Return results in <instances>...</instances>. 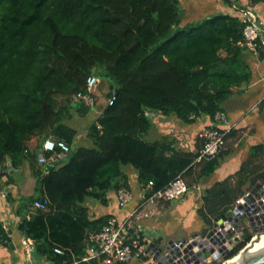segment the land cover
Segmentation results:
<instances>
[{
	"label": "trees",
	"instance_id": "trees-1",
	"mask_svg": "<svg viewBox=\"0 0 264 264\" xmlns=\"http://www.w3.org/2000/svg\"><path fill=\"white\" fill-rule=\"evenodd\" d=\"M184 1L0 0V176H11L8 163L15 170L27 162L35 179L33 195L9 203L25 222L37 263L101 264L82 259L89 255L91 235L112 216L91 219L85 203L106 206L109 192H130L126 168L135 171L141 190L152 183L144 202L179 176L189 187L203 183L228 154L222 150L195 163L200 137L192 151L178 148L170 136L146 139L154 117L145 112L174 116L185 125L201 116L214 120L233 88L252 78L240 20L215 9L186 20ZM222 1L230 9L239 4ZM263 51L259 46L261 59ZM90 76L118 91L115 97L108 94L98 115L81 101L72 106V96L87 93ZM74 114H91L83 140L91 146L74 148L82 141L70 124ZM49 135L63 139L70 152L60 163L43 166L37 157ZM33 137L38 145L30 150ZM263 156L264 143L253 145L237 171L202 189L196 213L205 229L264 182ZM45 196L47 211L32 208ZM0 245L13 250L2 223ZM244 246L236 244L228 258ZM56 247L63 253L56 254Z\"/></svg>",
	"mask_w": 264,
	"mask_h": 264
},
{
	"label": "crops",
	"instance_id": "crops-1",
	"mask_svg": "<svg viewBox=\"0 0 264 264\" xmlns=\"http://www.w3.org/2000/svg\"><path fill=\"white\" fill-rule=\"evenodd\" d=\"M191 1L193 3L188 8L186 5H183L186 20L191 19L194 12L197 14L210 12V10H212L211 7L216 5L215 0ZM216 1L220 3L217 4L216 9L232 15L230 6H225L222 0ZM238 3L240 2L238 1ZM241 4L253 8L252 10L256 13L260 26L264 28V2L251 5L250 0H243ZM191 9L192 12L189 11ZM247 61L252 71L250 82L240 87L233 88V94L223 103V112L218 113L214 120L209 119L207 116H201L194 124L185 125L174 116L156 114L153 118L154 126L146 135L148 141H154L163 136L173 137L176 139V146L178 148L192 151L194 150L196 138H201L203 130L208 128V126H213V128H230L231 135L227 139L228 144L233 139H235L236 143L230 149L229 147L225 148L224 151H227L228 154L225 156L221 166L215 174L205 179L203 183L199 185L190 186L189 193L183 200L164 202V217L154 219L152 217L153 214L149 216L150 213L148 211L152 209L150 206L156 201H142L143 193L138 185L137 175L132 169L126 168L125 171L129 176V185L131 187V202L124 208L119 207L117 194L115 192L108 193V203L106 206L89 199L86 201L85 205L89 208L91 219L103 215H111L117 220L122 221L131 213H135L134 218L138 221L136 226L134 224L132 231L139 238L142 235L144 245L153 243L159 246L168 240L179 242L185 238H190L193 233L199 232L195 230H189L188 232L184 229L183 220L187 213L188 200L193 202V204L190 205H193L192 208H194V213L200 206V201L195 202L194 197L190 194L191 188L196 189L199 193L202 186L204 188L208 187L233 174L247 158L250 148L253 145L264 143V57L261 59L258 55L250 54L247 57ZM101 109L102 108H100V110ZM100 110L99 112L95 111L98 112L96 113L97 115L100 114ZM219 115L224 116L225 122L217 121V116ZM82 135L83 133L80 134L79 138H81ZM84 143L85 142L82 140L80 144ZM184 144L186 148H184ZM36 145H38L37 137H33L27 142V146L30 150ZM8 169L9 175L11 176H0V223L3 224L13 244V250H9L0 245V264H40L33 259V242L30 239H26L24 233L18 229L21 222L19 217L14 213L16 204L13 206L9 203V198L18 200L22 196L33 195L35 193V179L31 174L27 162L15 170L11 169L8 163ZM198 188L200 189L198 190ZM141 207L142 209L139 210ZM119 208L122 209L120 210ZM142 217L149 219H143ZM202 227L205 228L204 225ZM142 257L143 256L135 257L127 264H145L149 260V258L146 257L147 260L145 261ZM42 264L48 263L43 262Z\"/></svg>",
	"mask_w": 264,
	"mask_h": 264
},
{
	"label": "built area",
	"instance_id": "built-area-1",
	"mask_svg": "<svg viewBox=\"0 0 264 264\" xmlns=\"http://www.w3.org/2000/svg\"><path fill=\"white\" fill-rule=\"evenodd\" d=\"M232 15L237 17L243 24V38L244 45L248 52L253 55H257L258 47L264 48V28L260 26L258 17L253 10L239 7L236 4H232ZM99 81L95 76H90L87 80V93H77L72 96L74 103L81 101L86 106L92 105L95 102L92 96L95 87ZM109 104H112V99L109 100ZM148 117H154V113L145 112ZM217 121L225 122L224 116H217ZM230 128H205L201 134L203 145L199 151V155L195 163H200L203 160H208L217 156L225 147L227 141V135H229ZM70 152L69 145L63 140L49 135L42 144V150L38 154V162L41 165H54L64 160ZM152 183L150 182L146 187H143L141 192L144 193L150 189ZM189 186L184 178L177 177L163 190L155 192L148 201H164V202H176L182 200L189 193ZM200 188H198L199 190ZM248 195L246 192L240 197L234 204L236 208L240 204V200ZM117 199L120 207H125L132 200V194L128 191L119 190L117 193ZM264 205V197L260 199ZM49 199L45 196L42 199H37L33 202L32 208L40 211H47L49 205ZM249 206H246L248 209ZM135 213H131L122 221L117 220L115 217H109L105 225L100 231L91 235V245L89 248V255L85 256L82 261L87 262L91 259H97L101 264H127L131 262L135 257L143 256L148 257L149 260L152 254L147 255L145 253L148 245L140 244V238L133 232L130 233L134 226L131 219L134 218ZM228 222H224L226 225ZM263 225V223H262ZM238 235V234H236ZM255 235V234H253ZM198 236L187 239V243L193 241ZM241 243V242H239ZM233 247L226 243V247L231 250ZM245 242V246H246ZM225 245V244H224ZM244 246V247H245ZM244 247L242 249H244ZM135 249V250H134ZM242 249L233 257H236ZM56 254H62L63 250L59 247L54 249ZM228 258V257H227Z\"/></svg>",
	"mask_w": 264,
	"mask_h": 264
},
{
	"label": "water",
	"instance_id": "water-1",
	"mask_svg": "<svg viewBox=\"0 0 264 264\" xmlns=\"http://www.w3.org/2000/svg\"><path fill=\"white\" fill-rule=\"evenodd\" d=\"M117 92L113 85L109 86L110 96L115 97ZM72 106L75 107L76 103ZM262 197L264 182L260 181L248 191V195L240 200L236 208L217 215L204 236H198L189 243L185 238L179 242L168 240L159 246L149 244L145 253L152 254V257L145 264H225L234 259L235 257L227 258L230 250L223 244L227 243L232 247L235 243L246 242V246L238 254L240 255L253 243L254 238L259 240L264 234V205L260 201ZM246 206L249 208L246 209ZM224 222L228 223L225 225ZM18 229L24 233V221L19 224ZM24 236L26 238L25 233ZM234 264H264V248Z\"/></svg>",
	"mask_w": 264,
	"mask_h": 264
},
{
	"label": "rangeland",
	"instance_id": "rangeland-1",
	"mask_svg": "<svg viewBox=\"0 0 264 264\" xmlns=\"http://www.w3.org/2000/svg\"><path fill=\"white\" fill-rule=\"evenodd\" d=\"M232 1H234V2H240V3H242V1L243 0H232ZM190 3V4H189ZM192 1L191 0H185L184 1V4L186 5V7L188 8L189 6H191L192 5ZM215 3H216V5H213V7H211V9L212 10H214L215 12L217 11H220V10H218V9H216V6H217V4H220L218 1H216L215 0ZM239 3V4H240ZM239 4H237L239 7H242V6H240ZM190 12H192V9L191 10H189ZM200 17V16H199ZM192 18V17H191ZM198 18V17H197ZM93 93H94V99H95V102H94V104L92 105V109L94 110V111H98L99 112V110H100V108H102L105 104H106V102L108 103V94H109V85H108V82L106 81V80H100L99 79V83H98V85L95 87V89H94V91H93ZM84 106L85 107H89L90 105H88V106H86L85 104H84ZM89 108H91V107H89ZM101 111V110H100ZM98 112H96V113H98ZM91 116V114H88L86 117H83V116H79V115H73V119L70 121V124H72V125H74L75 127H77L79 130H80V132L81 133H83V135L81 136V140H84L85 139V137H86V132L84 131V128L85 127H87L88 125H89V117ZM84 138V139H83ZM236 143V141H235V139H233L232 141H230L229 142V144H228V140H227V142H226V145H225V147H224V149L223 150H225V148H227V147H229V149L230 148H232L233 146H234V144ZM84 144H87L86 146H91V142H90V140H87ZM79 145H82V144H80V142L79 141H76V143L74 144V148H76V147H78ZM184 148H186V145L184 144ZM264 159V156L263 157H261V160H263ZM188 181L189 180H191V179H187ZM132 181H133V179H132ZM192 186H195V184L194 185H192ZM191 186V187H192ZM204 187L202 186L201 187V190L199 191V193H198V191L196 190V189H193V188H191V191H190V194L194 197V201L195 202H197V201H200V196H201V193H202V189H203ZM198 196V197H197ZM191 199V198H190ZM183 200V199H182ZM190 204H193V202L191 201V200H188V202H187V213L185 214L186 216L184 217V220H183V223H184V229L186 230V231H188L189 232V230H195V231H199L198 233H193L192 235H191V237H194L195 235H198V236H200V237H202L201 235H202V232L204 231V230H209L208 228L207 229H205V228H203L202 226V220H200L199 219V217H198V215H197V213H196V211H195V213H194V208H192V206L190 205ZM124 208V207H123ZM150 208H152L150 211H148L150 214H149V216L151 215V214H153V218L154 219H159V217L160 218H162V217H164V208H165V204H164V201H156L154 204H152V206H150ZM120 210L122 209V208H119ZM142 209V207L139 209V210H141ZM147 212V213H148ZM143 219H149V218H144V217H142ZM137 219L135 220V218H132L131 219V222L133 223V226H134V224H135V226L137 225ZM203 228V229H202ZM206 231V232H207ZM148 236H149V234H148ZM190 237V238H191ZM189 239V238H188ZM233 247V246H232Z\"/></svg>",
	"mask_w": 264,
	"mask_h": 264
},
{
	"label": "bare ground",
	"instance_id": "bare-ground-1",
	"mask_svg": "<svg viewBox=\"0 0 264 264\" xmlns=\"http://www.w3.org/2000/svg\"><path fill=\"white\" fill-rule=\"evenodd\" d=\"M220 239H222V237H220ZM225 246H226V243H225ZM261 248H264V234L261 235L259 240H256V238H254L253 243L250 246H248L247 249L242 254L236 256L234 259L228 261L225 264H234L235 262H237L241 258H243V257L253 253L254 251L261 249Z\"/></svg>",
	"mask_w": 264,
	"mask_h": 264
}]
</instances>
